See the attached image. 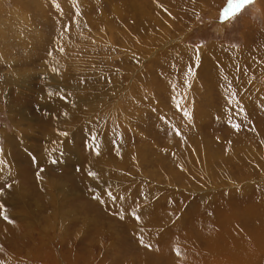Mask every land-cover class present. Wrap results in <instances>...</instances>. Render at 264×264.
<instances>
[{
	"label": "rangeland",
	"instance_id": "rangeland-1",
	"mask_svg": "<svg viewBox=\"0 0 264 264\" xmlns=\"http://www.w3.org/2000/svg\"><path fill=\"white\" fill-rule=\"evenodd\" d=\"M226 4L0 0V264H192L264 207V0Z\"/></svg>",
	"mask_w": 264,
	"mask_h": 264
},
{
	"label": "bare ground",
	"instance_id": "bare-ground-1",
	"mask_svg": "<svg viewBox=\"0 0 264 264\" xmlns=\"http://www.w3.org/2000/svg\"><path fill=\"white\" fill-rule=\"evenodd\" d=\"M253 206L243 208L247 220L235 218L222 222L210 243L215 246L216 252L212 256L194 255L192 264H264V207L254 210ZM223 211L227 219L234 214L225 205ZM207 220L215 222L217 218Z\"/></svg>",
	"mask_w": 264,
	"mask_h": 264
},
{
	"label": "snow or ice",
	"instance_id": "snow-or-ice-1",
	"mask_svg": "<svg viewBox=\"0 0 264 264\" xmlns=\"http://www.w3.org/2000/svg\"><path fill=\"white\" fill-rule=\"evenodd\" d=\"M255 0H227L226 6L222 9L221 13V20L222 21H227L229 19L235 18L239 14H241L248 6H251ZM177 107H179V103H177ZM185 116H190V114L185 111L184 112ZM235 127L239 128V125H236ZM64 135H67L64 133ZM90 175H94V173H90ZM8 187H11V185H8ZM2 191V190H0ZM3 205H0V208H2ZM132 215L139 220L140 217L137 215L135 212L132 213ZM8 217L5 216V219ZM123 218V217H121ZM140 243L143 244L144 241L143 239L140 240ZM147 247H151V245H147ZM177 255H179V250L177 249Z\"/></svg>",
	"mask_w": 264,
	"mask_h": 264
}]
</instances>
